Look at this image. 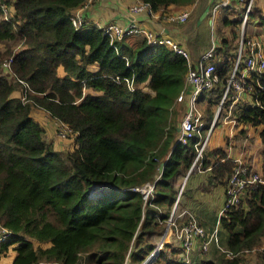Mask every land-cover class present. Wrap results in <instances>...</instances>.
Segmentation results:
<instances>
[{
    "label": "trees",
    "instance_id": "obj_1",
    "mask_svg": "<svg viewBox=\"0 0 264 264\" xmlns=\"http://www.w3.org/2000/svg\"><path fill=\"white\" fill-rule=\"evenodd\" d=\"M142 1L161 14L196 3L187 28L210 2ZM86 2L0 0V232L7 233L0 255L13 245L11 264H140L164 233L177 179L195 156V138L177 141L186 59L164 44H150L144 34L111 40L96 25L75 27L72 13ZM228 8L221 10L229 36L211 60L221 74L232 63L242 17L230 19ZM256 13L260 31H254L264 36V14L251 9L249 16ZM255 87L252 103L233 112L261 126L264 181V89ZM34 109L54 120L56 135L60 125L69 127L73 147L57 149ZM205 113L209 119L208 107ZM228 144L226 137L224 147L204 150L200 167L209 169L214 186H224L231 175ZM151 180L153 194L144 201L134 188ZM94 185L102 189L91 194ZM243 193L220 217L224 251L216 247L214 256H190L186 263L179 259V243L164 239L150 264H244L246 251L264 243V182ZM187 220L181 215L176 223Z\"/></svg>",
    "mask_w": 264,
    "mask_h": 264
},
{
    "label": "built area",
    "instance_id": "obj_2",
    "mask_svg": "<svg viewBox=\"0 0 264 264\" xmlns=\"http://www.w3.org/2000/svg\"><path fill=\"white\" fill-rule=\"evenodd\" d=\"M232 1L210 0L207 6V15L210 16L211 27L214 26V19L219 10L229 6ZM252 1L238 0L243 12L241 22L237 27L238 38L236 40L235 53L232 57L230 68L224 71L223 74L217 70L215 64L211 61L216 54L217 47L214 39H212L208 48L202 50L197 59H193L186 44L176 39L172 33H169L170 28L167 23L181 24L185 22L195 9L196 3L164 12L161 14L163 21L156 28L148 29L140 25L139 15L143 11H152L148 3L139 0L127 7L128 19L126 22L111 20L102 27L100 26L111 40H120L129 34H144L150 44H164L174 52L183 55L186 59L188 68L185 85L177 97V102L185 104L179 124L180 129L177 131V141L184 144L192 138L196 139L194 142L195 156L188 172L201 170L200 165L204 159L205 146L215 127L229 126L232 131L231 135H227L229 138L241 134V130L245 132L242 137L241 148L235 156H231L234 166L224 187L225 199L222 208L217 213L218 216L214 227L210 231L206 230L187 208L177 212V200L172 207L170 216L167 218L166 229H170L179 246H181L178 256L181 261L186 263L190 261L189 254L194 248L198 247L201 252L205 253L208 251L211 242L215 243L219 251H224L223 246L219 244V235H217V225L220 217L228 207L240 201L246 187L252 186L257 182H264L261 170L254 165V156L248 161L244 149L247 141L254 134L257 133L260 138L259 130L261 126L254 127L250 123H244L238 120L233 112L238 105L252 103L255 97V84L260 87V90L264 89L260 84V77L264 73V36L254 30L250 33L246 31ZM243 2L244 5H241ZM82 7L77 8L72 13V23L75 27H79L84 22L80 14ZM126 82L129 87H133L132 78H126ZM208 95L209 97H207ZM207 107L211 113L209 119L205 113ZM68 130L70 129L66 125H60L57 133L63 136ZM260 146L257 147L260 148ZM154 182L155 180L146 181L143 185L134 188L141 193L144 201L152 197ZM181 188L182 184L179 186L178 193ZM101 189L102 187L94 185L91 187L90 192L94 194ZM181 215H188V220L178 226L176 219ZM6 235L5 230L0 232V241H4ZM162 243L163 238L157 242L153 250L147 255L148 264L151 263L156 252L160 250ZM249 254L255 257L260 255V258H256L252 263H249ZM227 255H229V252ZM50 264L61 263L51 262ZM244 264H264V243L257 248L246 251Z\"/></svg>",
    "mask_w": 264,
    "mask_h": 264
},
{
    "label": "crops",
    "instance_id": "obj_3",
    "mask_svg": "<svg viewBox=\"0 0 264 264\" xmlns=\"http://www.w3.org/2000/svg\"><path fill=\"white\" fill-rule=\"evenodd\" d=\"M139 0H87L85 5L80 9V14L83 17V20L86 24L90 25H96L100 28L102 27L105 23L115 20L117 22H126L128 19V14L126 13L127 7L135 2H138ZM163 21L161 17V13L159 12H148V11H143L140 12L139 15V23L140 25L148 28V29H154L156 28L161 22ZM183 23V22H182ZM198 23V22H197ZM181 29V24H175L174 27H171L169 29V33H172L173 36L180 40L181 42L185 43L184 41V36L183 34L180 33ZM205 48L198 49L197 50V55H200L202 53V50ZM184 103L181 105V107H184ZM39 110V109H37ZM34 114H37L36 112H33ZM42 115H44V120L47 122L46 126L47 128H50L47 133L50 134L51 128H54V120L49 119L44 112L42 111ZM217 134H216V133ZM215 135L214 138L212 139L213 144L209 146L210 149L217 148V147H224L225 145V140L227 135H231L232 131L230 130L229 126H217L215 129L212 131V135ZM211 135V136H212ZM244 134L236 135L234 137L229 138V144L226 145V151L230 156H235L238 152V150L241 148L242 144V137ZM259 135L254 134L250 139L247 141L246 146H245V153H246V159L250 160L252 156H254V165L257 169L261 170L262 167V161H263V155L261 150V143H260V138L258 137ZM260 146V148L258 147ZM257 149V150H256ZM248 160V161H249ZM209 169L205 170H193L189 173L196 172V178L193 183H191V186L189 185V189L187 191L186 196L184 197L182 201V205H180V209H188L192 212L193 215L197 218V220L200 222V224L208 231H210L213 228V222H208V215H205L204 211L198 210L195 211L194 208L201 206H206L207 200H209L210 197V190L213 187L212 184L209 183L208 181V175H209ZM190 176V175H189ZM207 182L206 186L203 187L202 183ZM178 185V184H177ZM181 185V184H180ZM224 187L222 185V189L218 191L217 194L218 198L222 200V205L224 203L225 199V194H224ZM222 208V206L219 208V210ZM179 209V210H180ZM218 210V211H219ZM218 213V212H217ZM218 216V215H217ZM216 218V217H215ZM212 223V224H210ZM212 225V226H211ZM161 238L163 240L165 239L166 241L172 242L174 245H178L177 240L175 237L172 235L170 232V229H164V233L161 235ZM12 246V247H11ZM8 247V249L5 251V253H2L0 255V261L3 255L7 254L10 249L12 250L10 252L9 256V261L7 263L3 264H11L12 262V257L14 255V248L13 245ZM216 247V245H215ZM214 245L211 246V248L208 250L206 253H200L198 252V248H194L189 256L194 257V259L198 258H208L212 257L216 253V248ZM38 264H50L49 262L46 263H38Z\"/></svg>",
    "mask_w": 264,
    "mask_h": 264
},
{
    "label": "rangeland",
    "instance_id": "obj_4",
    "mask_svg": "<svg viewBox=\"0 0 264 264\" xmlns=\"http://www.w3.org/2000/svg\"><path fill=\"white\" fill-rule=\"evenodd\" d=\"M242 4L244 5V2L241 3V5ZM221 9L219 10L217 16L215 17L214 23H213L214 26H212V27H211L210 22H209L210 16L207 14L205 17L201 18V20L198 23L196 22V24H194L190 28H187L188 22H184L183 24H181V29L179 31L181 34H183L184 41L186 42L188 47H190V50L192 49V51L194 53H197L198 49L208 48L212 42V39H214L216 44H218L223 36H227V37L229 36V24L222 21L223 11ZM251 9L256 10L260 14H262V13L264 14V0H253L252 5H251ZM228 10L231 11L228 13V17L230 19L239 18L242 15V11H240L241 6H240L238 0H233L231 2V4L229 5ZM258 19L259 18H258L257 13L249 16V18L247 20V25H246V31L248 33L253 32V30H255L258 27V24H257L259 21ZM167 25L169 28H171V27L175 26V23H167ZM257 30H258V28H257ZM258 31H260V30H258ZM2 46H3V44L0 43V48ZM193 52H191V53H193ZM198 57H199V55L195 59H197ZM207 97H209V95ZM33 112L37 113V114H34V117H36L37 120L43 122L46 126L47 122L44 120V115H42V111L34 109ZM181 118H182V116H181ZM181 118L179 119L178 126L180 124ZM49 129L50 128H48V130ZM204 133H205V131H204ZM49 135H50V137H53L54 142L56 143L57 149H60V150L70 149L74 145V139H73L71 134L65 133V134H63V136L62 135L58 136V135H56L55 128H51V132ZM214 136L215 135L213 134L210 137L205 148L208 149L209 146H211V144H213L212 139L214 138ZM195 173L196 172H193L191 175V173L187 172L184 177L181 176L177 179L176 183L178 184V190H179L180 184H182L181 191L179 193L177 192L176 200H177V206L178 207H179V205H181L182 200L186 196V194H187L186 192L189 189L188 188L189 185L191 186V183L194 182V180L196 178ZM206 184H207V182L206 183L203 182L202 183L203 187H205ZM183 189H184V191L181 194ZM220 189H222V185H216V186L213 185V187L210 190L211 195L209 197V200H207L208 202H206V206L200 205L199 207L194 208L195 211H198V210L204 211L205 215L209 216L208 222H213V224L210 223L213 225V227L215 225V222H214L215 217L218 215L217 212H218L219 208L222 206V200L220 198H218L219 194H217ZM179 209L180 208H177V212H179L181 210V209L180 210ZM217 227H218L217 235H219V244L224 245V240H225L227 234L222 229L220 224H218ZM156 239L157 238H155V240ZM160 239H161V236L157 239V242ZM212 245H214V247H215L214 242L210 243V248ZM11 251L12 250L10 249V251L7 254L2 256L0 264H3L4 262L7 263L9 261L8 259H9ZM248 258L250 260L249 263H252L253 260H255L256 258H260V255L258 257H255V256H252L251 254H249Z\"/></svg>",
    "mask_w": 264,
    "mask_h": 264
},
{
    "label": "water",
    "instance_id": "obj_5",
    "mask_svg": "<svg viewBox=\"0 0 264 264\" xmlns=\"http://www.w3.org/2000/svg\"><path fill=\"white\" fill-rule=\"evenodd\" d=\"M207 9H208V7L206 6V7L201 11L202 13H201V15L199 16L197 22H199V21L201 20V18H203V17L206 16V14H207ZM179 129H180V127L178 126V127H177V131H179ZM164 164H165L164 161H161V162L159 163L158 168H157V172H158V173H161V171H162V169H163V167H164ZM148 261H149V260L146 259V260H144L143 262H141V264H148V263H149Z\"/></svg>",
    "mask_w": 264,
    "mask_h": 264
}]
</instances>
